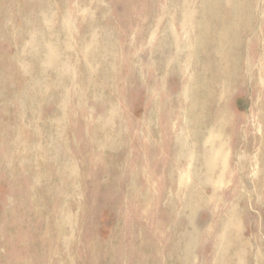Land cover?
<instances>
[{"label":"rangeland","instance_id":"374dc122","mask_svg":"<svg viewBox=\"0 0 264 264\" xmlns=\"http://www.w3.org/2000/svg\"><path fill=\"white\" fill-rule=\"evenodd\" d=\"M201 1L14 0L21 7L29 2L32 11L12 19L0 11V33L6 32L0 75L10 91L0 97V264H212L217 257L205 237L229 216L242 239L254 247L256 234L264 248V195L255 185L264 161V0H222L224 11L209 3L210 20H229L230 42L212 45L198 28ZM9 28H20L19 39L11 36L20 45L11 41ZM220 30L213 28L215 39ZM239 33L245 36L236 44ZM18 49V69L38 80L28 90L37 101L23 97L22 112L13 97ZM207 54L229 72L224 96L201 99L209 113L194 108L197 85L190 78ZM58 68L65 75L60 101L48 91L59 81ZM16 135L26 145L6 150L2 140L10 143ZM209 141L221 145L226 157L216 167L218 178L210 180L214 186L189 173L188 160ZM57 154L63 164L54 165ZM39 172L53 185L39 180ZM188 192L193 201L185 206ZM248 261L256 264V258Z\"/></svg>","mask_w":264,"mask_h":264},{"label":"bare ground","instance_id":"6f19581e","mask_svg":"<svg viewBox=\"0 0 264 264\" xmlns=\"http://www.w3.org/2000/svg\"><path fill=\"white\" fill-rule=\"evenodd\" d=\"M14 1V0H13ZM12 0H0V11H2L1 13H2V15L4 16V15H6V16H10V18L13 16V14L15 15H22V14H25L30 8H31V11H32V4H30L29 2H26L22 7L20 6V4H14V2H13ZM16 1V0H15ZM212 1H215L217 4L218 3H220L222 0H220V1H216V0H202L200 3V7H198V9H197V17L199 16L200 17V24H199V31H200V34H202V38L204 39V43H206V44H208V45H212V44H214V43H216V41L217 40H219V44H225V43H228L227 41H229L230 42V35L229 34H227V31H228V28H229V20L227 19V17H223V19H221V21H215V20H210L209 19V17H208V11H209V8H210V5H209V3H212ZM224 2H225V0H223ZM228 1V0H227ZM234 1V0H233ZM24 2V1H23ZM44 2V1H43ZM81 2V1H80ZM224 2H222V3H220V5H218V6H222V9L224 8V5H225V3ZM222 4V5H221ZM87 5V4H86ZM61 6V5H60ZM96 6V5H95ZM94 6V7H95ZM154 7V6H153ZM221 8V7H220ZM219 8V9H220ZM35 8H33V10H34ZM155 10H156V8H155ZM36 11H37V9H36ZM223 11H224V9H223ZM35 12V11H34ZM194 12V11H193ZM37 13V12H36ZM99 13V12H98ZM196 13V12H195ZM222 13V12H221ZM224 13V12H223ZM37 15V14H36ZM214 15V14H213ZM156 17V16H155ZM217 17V16H216ZM219 17V16H218ZM13 18V17H12ZM11 18V19H12ZM16 18V17H15ZM8 19V18H7ZM14 20H16V19H14ZM13 20V21H14ZM17 20H19V19H17ZM12 21V22H13ZM215 21V22H214ZM24 22V21H23ZM159 22V21H158ZM179 23V22H178ZM17 24H19V23H17ZM43 24V21H41V23H40V21L37 23V25H42ZM50 24V23H49ZM242 24V23H241ZM58 25V24H57ZM234 25L236 26L237 25V27L239 26V28H238V30H242V27H240L241 25H240V23L236 20L235 21V23H234ZM44 26H45V24H44ZM54 26H56V24L54 25ZM61 26V25H60ZM219 27V28H221V30H220V32H217L216 33V39L214 38L215 36H214V33H213V28L214 27ZM243 26V25H242ZM194 27V26H193ZM4 28V27H3ZM12 28V27H11ZM11 28H9V29H11ZM175 28V27H174ZM4 29H7V28H4ZM20 30V28H17L16 30H14V29H11V31H10V33L8 34V36L9 37H11L12 35H16V38H18L19 39V37L21 36V31H19ZM7 31H8V29H7ZM110 32H112L113 33V31H111V29H110ZM5 33V35H6V32H4ZM152 33V32H151ZM109 34V33H108ZM5 35H2L1 33H0V37L4 40V38H5ZM227 35V36H226ZM7 36V37H8ZM242 36L244 37L245 36V33L244 34H238L237 35V38H236V41H235V43L237 44V42H239L241 39H242ZM32 37V36H31ZM184 37V36H183ZM0 38V39H1ZM15 37L13 36V37H11V41L13 42V43H16V45H20V40H18V42L14 39ZM8 39V38H7ZM10 39V38H9ZM8 39V40H9ZM102 39V38H101ZM109 39V38H108ZM147 39V38H146ZM202 39V40H203ZM215 39V40H214ZM169 40V39H168ZM155 41V40H154ZM168 43V42H167ZM55 44L56 45H58L59 44V41H58V38H57V40H55ZM15 47V46H14ZM17 47V46H16ZM163 48V47H162ZM173 48V47H172ZM180 49V48H179ZM37 52L39 51V49L38 50H36ZM22 51L20 50V49H18L17 50V52H16V60H15V58H13L16 62H17V65L15 64V66H14V70L17 72V75H16V79H14V83L15 84H17L16 85V87H14L15 89H14V91H13V93H15V96H13V95H11V96H13V97H16V99H17V110L18 111H21L22 112V109L24 108V110H25V107H27V105H25L24 104V106L25 107H23V102H21V99L23 100V97H26L27 95H29L31 98H33L34 97V95L32 94H28V90L29 89H31L32 87H33V82L35 81V82H38V80H35L34 78H32V76H31V78H29V77H27V78H25V76H26V74L25 75H22L23 74V72L22 71H20L19 69H18V67H20V69H21V65L20 64H18V63H21V59H20V55L22 54L21 53ZM50 52V51H49ZM150 52V51H149ZM21 53V54H20ZM110 54V53H109ZM178 54V53H177ZM91 55V54H90ZM164 55V54H163ZM162 55V56H163ZM22 56V55H21ZM40 56V55H39ZM52 57H53V59H56V58H58L56 55H51ZM109 56V55H108ZM1 57H2V55H1ZM4 57H5V55H4ZM7 57V59H8V56H6ZM36 57V56H35ZM41 57V56H40ZM37 58V57H36ZM168 58H169V56H168ZM12 59V58H11ZM5 60H6V58H5ZM5 60H3V59H1L0 58V64H3L4 66L6 65V64H4V61ZM9 60V59H8ZM77 60V59H76ZM94 60V59H93ZM202 60H204V65L203 66H194L193 67V69H194V73L190 76V78H191V80H192V82H195V84L197 85V90L195 91V94H196V96L194 97L195 98V107L194 108H196V105H199L198 106V108H200V106H201V108H203L204 107V109H205V111L206 112H211L210 111V106L207 104L206 105V103L204 102H202V104H200L201 103V99L202 98H204L205 96H207L208 98H209V100H211V99H214V97H222V96H224L227 92H226V87H225V78L227 77V76H229V72H228V70L226 69V67L225 68H223L221 65H217V64H215L212 60V58H210V55L209 54H207V55H205L203 58H202ZM9 61H11V60H9ZM52 61V60H51ZM188 61V60H187ZM255 60H253V62H254ZM12 62V61H11ZM263 62V61H262ZM9 63V62H8ZM33 63H35V62H33ZM12 64V63H11ZM44 64V63H43ZM35 65V64H34ZM46 65V64H45ZM18 66V67H17ZM44 66V65H43ZM84 66V65H83ZM34 67V66H33ZM39 67V66H38ZM47 67V66H46ZM34 68H37V67H34ZM85 68V67H84ZM40 69V68H39ZM59 69V68H58ZM135 69H137V68H135ZM34 70V69H33ZM66 71V70H65ZM187 71V70H186ZM39 72V71H38ZM38 72H37V76H38ZM35 73V72H34ZM64 73H66V72H64ZM258 73V72H257ZM2 74V73H1ZM31 74V73H30ZM67 74V73H66ZM154 75V74H153ZM1 76V75H0ZM36 76V77H37ZM57 76H58V78H59V81L58 82H56L55 84H52V85H50L49 86V89H48V91L49 92H53V94H54V96H55V98H60V96L61 97H63V93H62V87H61V83H60V80L61 79H63L64 77H65V75L63 74V72H62V70L61 69H59V70H57ZM68 76V75H67ZM255 75H250V77L252 78V77H254ZM34 77V76H33ZM57 78V79H58ZM184 78V77H183ZM188 80H190V79H188ZM190 80V81H191ZM223 80H224V82H223ZM44 81V80H43ZM242 82H244V80L242 81ZM0 84H1V88H2V91L0 92V97H3V99H5V98H7L8 96H10V91H9V89H7V86H6V77H4L3 75L1 76V78H0ZM37 85L38 84H36V87H37ZM195 85V86H196ZM11 86H12V84H11ZM14 86V85H13ZM192 86H194V85H192ZM40 88H41V86H39ZM189 88V87H188ZM190 88H192V87H190ZM190 88H189V90H190ZM196 88H194V90L196 89ZM188 90V91H189ZM37 91V90H36ZM36 91H34L35 92V94H36ZM42 91H43V89H42ZM191 91V90H190ZM203 91H204V93H203ZM33 92V91H32ZM38 92V91H37ZM65 92V91H64ZM194 92V91H193ZM38 94V93H37ZM194 94V95H195ZM203 94H205V95H203ZM52 95V94H51ZM192 95V94H191ZM42 96V95H41ZM46 96V95H45ZM38 97V96H37ZM44 97V96H43ZM47 97V96H46ZM46 97L44 98L45 100H46ZM50 97V96H49ZM52 97V96H51ZM54 98V99H55ZM189 98V97H188ZM191 98V97H190ZM25 99V98H24ZM34 99V98H33ZM32 99V100H33ZM40 99V98H39ZM42 99V98H41ZM52 99V98H51ZM50 99V102L51 101H53V100H51ZM57 99H55L53 102H54V105H55V101L57 100ZM63 99V98H62ZM61 99V100H62ZM70 99V98H69ZM193 99V98H192ZM35 101H37V99H34ZM59 100V99H58ZM65 100V99H64ZM199 100H200V102H199ZM1 101V100H0ZM7 101V100H6ZM11 100L9 99L8 100V102L9 103H11L10 102ZM34 101V102H35ZM44 101V100H43ZM60 101V100H59ZM73 101V100H72ZM33 102V101H32ZM31 102V103H32ZM45 102V101H44ZM58 102V101H57ZM63 102H66V101H63ZM84 102V101H83ZM82 102V103H83ZM188 102H189V100H188ZM192 102V101H191ZM5 103V102H4ZM7 103V102H6ZM26 103V102H25ZM30 103V104H31ZM37 103H40V101H38ZM48 103H49V101H48ZM59 103V102H58ZM61 103V102H60ZM82 103H81V105H82ZM187 103V102H186ZM46 104H47V102H46ZM71 104H73V103H71ZM189 105H190V103H188ZM32 105H33V103H32ZM36 105H38V104H36ZM35 104H34V106H36ZM56 105H57V103H56ZM59 105H61V104H59ZM65 105V104H64ZM80 105V104H79ZM189 105L187 106V108L188 109H190L191 108V105H190V108H189ZM2 106H4V105H2ZM68 106H69V104H68ZM72 106V105H71ZM193 106H194V104H193ZM1 107V106H0ZM5 107V106H4ZM67 107V105H65V108ZM31 108H32V106H31ZM30 108V109H31ZM36 108V107H35ZM38 108V107H37ZM59 107H56L55 109H58ZM62 108V107H61ZM60 108V110H59V112H57V113H60V112H64V107L61 109ZM81 108V107H80ZM84 108V107H83ZM184 109V114L185 115H189L190 114V111L188 110V109ZM29 109V110H30ZM68 109V108H67ZM32 110V109H31ZM30 110V111H31ZM36 110V109H35ZM61 110H63V111H61ZM194 110V109H193ZM27 111H28V109H27ZM33 111V110H32ZM31 111V112H32ZM57 111V110H56ZM110 111V110H109ZM218 110H216V112H217ZM34 112V111H33ZM68 112V111H67ZM221 111H219V113H220ZM24 113H25V111H24ZM37 113H38V111H37ZM53 113H55V112H53ZM19 114H20V112H19ZM18 114V115H19ZM35 114H36V111H35ZM68 114V113H67ZM21 115V114H20ZM24 116H25V114H23ZM31 115V114H30ZM38 115V114H37ZM41 115V114H40ZM40 115H38V116H40ZM56 115V114H55ZM58 115V114H57ZM64 115V114H63ZM88 115V114H87ZM37 116V117H38ZM19 117V116H18ZM26 117V116H25ZM36 117V118H37ZM53 117V116H52ZM61 117V116H60ZM60 117H58V118H60ZM67 117V116H66ZM28 118H30V117H28ZM28 118H26V119H28ZM54 118V117H53ZM55 118H57V117H55ZM57 118V119H58ZM65 118V117H64ZM50 119V118H49ZM48 119V120H49ZM57 119H55L56 121H57ZM23 120V119H22ZM33 120V119H32ZM38 120H39V118H38ZM64 122L65 121H67V119L66 120H64V119H62ZM61 120V121H62ZM36 121H37V119H36ZM46 121V120H45ZM55 121V122H56ZM23 122H24V120H23ZM22 122V123H23ZM31 122V121H30ZM43 122V121H42ZM21 123V122H20ZM57 123H58V121H57ZM60 123H62V122H60ZM59 123V124H60ZM67 123V122H66ZM46 124V123H45ZM49 124V123H48ZM68 124V123H67ZM23 125V124H22ZM36 125V124H35ZM34 125V126H35ZM42 125H44V123L43 124H41L40 126H42ZM50 125H52L53 126V124H50ZM64 125V124H63ZM33 126V127H34ZM45 126V125H44ZM51 126V127H52ZM60 126V125H59ZM58 126V127H59ZM64 126H66V124L64 125ZM64 126H62L61 125V127L63 128ZM26 127H28V125L26 126ZM38 126H36L35 128H37ZM47 127V126H46ZM57 127V128H58ZM85 127H87V126H85ZM29 128V127H28ZM35 128H33V129H35ZM55 129H57L56 127H54ZM46 129V128H45ZM50 129V128H49ZM60 129V128H59ZM35 131V130H34ZM52 131H54L53 130V127H52ZM87 131V130H86ZM17 132V131H16ZM45 132H46V130H45ZM51 132V131H50ZM66 132H69V134H70V131H66ZM11 135H12V133L11 132H9ZM47 133V132H46ZM55 133H56V131H55ZM57 133H59L60 134V132H57ZM56 133V134H57ZM86 133V132H85ZM44 134V133H43ZM48 134H50V133H48ZM52 134H54V133H52L51 132V135ZM208 134H209V132H208ZM215 134L216 135H218L217 134V132H215L214 133V138H215ZM2 135V134H1ZM18 135V134H17ZM17 135L15 136V138L17 137ZM66 135H67V133H66ZM209 135H211V134H209ZM20 136V135H19ZM18 136V137H19ZM38 136V135H37ZM46 136V135H45ZM53 136V135H52ZM52 136H49L50 138H52ZM60 136V135H59ZM86 136V135H85ZM47 137H48V135H47ZM47 137H46V139H47ZM54 137V136H53ZM66 137H68V136H66ZM218 137V136H217ZM14 138V139H15ZM39 138V137H38ZM110 138H112V137H110ZM211 138V137H210ZM57 139V138H56ZM60 139V138H59ZM67 140H68V138H66ZM73 139V138H72ZM109 139V138H108ZM112 139H114V137L112 138ZM111 139V140H112ZM213 139V138H212ZM16 140H18L17 138L15 139V140H12L10 143H8L7 142V140H2L3 142H4V147H5V149L6 150H10L11 148H13L15 145H19V146H22V147H24L25 145H26V143H24L23 144V142H22V140H18V141H16ZM55 140V139H54ZM58 140V139H57ZM110 140V139H109ZM206 140V139H205ZM53 141V140H52ZM73 141V140H72ZM116 141V140H115ZM41 142V141H40ZM40 142H38V143H40ZM48 142H49V140H48ZM68 141H66V143H67ZM95 142V141H94ZM110 142H112V141H110ZM206 142V141H205ZM210 142V141H209ZM208 142V144L207 145H204V146H202L201 147V154H199L196 158H190L188 161H189V165H190V163H191V167H190V174H191V177L192 178H195V180H202V183H207V184H209L210 183V185L212 184L211 182H210V180L212 179V178H216L217 176V174L219 173L218 171H217V169H216V167H217V165L220 163V162H222V163H225L226 162V157L225 156H223V148L221 147V145H218V143H215V142H210L209 143ZM236 142V141H235ZM38 143H37V145L36 146H38ZM52 143V142H51ZM53 143H55L54 141H53ZM23 144V145H22ZM47 144V142L45 141V144H43V145H46ZM50 144V143H49ZM109 144V143H108ZM111 144H113V143H111ZM116 144H117V141H116ZM206 144V143H205ZM223 144V143H222ZM35 145V144H34ZM53 145V144H52ZM122 145V144H121ZM56 145H54V147H55ZM108 146V145H107ZM110 146H112L113 147V145H109V147ZM114 146H115V143H114ZM117 146H118V144H117ZM224 146V145H223ZM234 146V145H233ZM39 147V146H38ZM37 147V148H38ZM45 147V146H44ZM44 147H42V148H44ZM47 147V146H46ZM53 147V146H52ZM68 147V146H67ZM27 148V147H26ZM59 148H60V144H59ZM108 148V147H107ZM27 149H29V147L27 148ZM33 149H34V146H33ZM39 149H41V148H39ZM51 150V148L50 147H48V150ZM53 149V148H52ZM69 149V148H68ZM112 149V148H111ZM31 150V149H30ZM42 150V149H41ZM45 150H46V148H45ZM56 150H58V148L56 149L55 148V151ZM61 150V148L59 149V152H61L60 151ZM33 151V150H32ZM31 151V152H32ZM66 151V150H65ZM112 151V150H111ZM21 152V151H20ZM30 152V153H31ZM44 152H47V151H44ZM57 152V151H56ZM58 152V153H59ZM227 152V151H226ZM11 154V153H10ZM60 154V153H59ZM225 154V153H224ZM228 153H226V155H227ZM3 155H5V154H3ZM49 155H50V152H49ZM48 155V153H47V157L49 156ZM52 155V154H51ZM50 155V156H51ZM191 155V154H190ZM29 157H31V156H29ZM40 157H41V154H40ZM64 157V156H63ZM69 158H70V156H68ZM240 157H242V156H240ZM3 158V157H2ZM45 158V157H44ZM49 158V157H48ZM51 158V157H50ZM53 158V157H52ZM51 158V159H52ZM66 158V161H67V157H65ZM245 158H246V156H245ZM22 159V158H21ZM24 159V158H23ZM32 159V158H31ZM33 159H34V157H33ZM41 159V158H40ZM39 159V160H40ZM54 161H53V163H54V165L55 164H63L62 163V161L61 162H59V159H61V158H59V155L57 154V155H54ZM243 157H242V161H243ZM262 159L264 160V157H262ZM4 160H6V159H4ZM29 160V159H28ZM35 160V159H34ZM62 160V159H61ZM65 160V159H64ZM75 160V159H74ZM245 160V159H244ZM2 161V160H1ZM32 162V161H31ZM49 162V161H48ZM69 161H67V163H68ZM28 163H30V162H28ZM65 163V162H64ZM70 163V162H69ZM241 163H243V164H241V166L242 167H240L239 169L241 170V172H243V168H244V166H245V163H244V161L243 162H241ZM9 164V163H8ZM19 164V163H18ZM72 164V163H71ZM74 164H75V162H74ZM188 163H186V165H187ZM6 165V164H5ZM65 165V164H64ZM63 165V166H64ZM224 165V164H223ZM3 166V161L0 163V168ZM7 166V165H6ZM62 166V167H63ZM67 166H69V169H70V164L69 165H66V167L65 168H68ZM40 167H41V165L39 166V169H40ZM48 167H49V165H48ZM71 167H73V169H74V167L75 166H73V164L71 165ZM59 168V167H58ZM64 168V169H65ZM186 168V167H185ZM222 168H224V166H222L221 167V169ZM259 168H260V170H259V172H261L262 173V175L263 176H259V178H260V182H261V185L263 184L264 185V161L263 162H261V165L259 166ZM10 170H11V168H10ZM71 170H72V168H71ZM185 170V169H184ZM186 170H187V168H186ZM57 171V170H56ZM67 171H69V170H67ZM47 172V171H46ZM71 172H73V171H71ZM56 173V172H55ZM70 173V172H69ZM47 174L48 175H51V172L50 171H48L47 172ZM37 176V175H36ZM72 176V175H71ZM38 178H39V180L40 179H47V176L46 177H44L40 172L38 173V176H37ZM36 177V178H37ZM34 178V177H33ZM37 178V179H38ZM51 178V177H50ZM50 178L49 179H47L48 180V183H47V187H48V185L50 186V185H53L52 183H50L49 182V180H50ZM186 178V177H185ZM218 178V177H217ZM184 179V178H183ZM33 180H35V178L33 179ZM32 180V181H33ZM39 180H37V182L39 181ZM214 180V179H213ZM36 181V180H35ZM215 182V181H214ZM213 182V183H214ZM260 182L256 179V188L258 189V195L261 193L262 195H264V189H263V187L262 186H260ZM182 183V182H181ZM197 183V182H196ZM34 184H35V182H34ZM38 184H40V183H38ZM37 184V185H38ZM216 184H217V182H216ZM215 184V185H216ZM73 185V184H72ZM79 185V184H78ZM195 185V184H194ZM209 185V186H210ZM213 185V184H212ZM177 186V185H176ZM214 186V185H213ZM56 187H59V184L58 185H56V186H54V187H51L50 189H55ZM212 187V186H211ZM221 187V186H220ZM223 187V186H222ZM74 188V187H73ZM178 188V187H177ZM186 189V188H185ZM213 189V188H212ZM215 189V188H214ZM218 190V189H217ZM212 193H213V195L215 194V190H213L212 191ZM79 196V195H78ZM172 196V195H171ZM176 196V195H175ZM181 196V195H180ZM243 196V195H242ZM192 196L190 195V193L188 192V196H187V193H186V198H185V203H183L182 202V204L184 205L185 204V206H188L189 204H191L192 203V201H193V199L191 198ZM240 197V196H239ZM181 198V197H180ZM78 199V198H77ZM246 199V198H245ZM204 199H202V201H203ZM242 200V198L241 199H239V200H234V203H236L237 204V202L239 201H241ZM244 201V200H243ZM20 202V201H19ZM180 204V203H179ZM236 204H234V205H236ZM171 206V205H170ZM243 207V206H242ZM182 208V207H181ZM184 208V207H183ZM80 209V208H79ZM175 209V208H174ZM178 210V209H177ZM248 211V210H247ZM246 212V211H245ZM28 213V212H27ZM70 213V212H69ZM75 213V212H74ZM176 213V212H175ZM182 213V212H181ZM67 214V213H66ZM69 215H71V214H69ZM67 216V215H66ZM238 216V215H237ZM234 217V216H233ZM66 218V217H65ZM71 218V217H70ZM45 219V218H44ZM239 218H237V220H238ZM70 220V219H69ZM76 222V221H75ZM237 221L236 220H233L232 219V217L231 216H229V217H227V218H223L222 220H220V222H219V225H218V228H216L215 229V232L214 233H212V234H210L209 236H207V237H205L206 239H205V241L207 242V244H208V246H209V249H210V251H211V254H215V256L217 257V260L215 261V262H213L212 264H246V261H252V259H254V258H256V261H254V263L256 262V264H264L263 263V261H264V253H263V251H264V248H263V246L261 245V243H260V238L258 237V235H254V237H253V245H254V247L251 245V243L250 242H246L247 240L245 239V238H241V236H240V231L242 230L241 229V227H240V231H239V229H238V227H237V225L235 224ZM70 223V222H69ZM248 223V222H247ZM67 225H68V223H67ZM245 226V225H244ZM65 229V228H64ZM68 229H69V225H68ZM73 230V229H72ZM67 233V232H66ZM187 233V232H186ZM69 234V233H68ZM188 235V234H187ZM52 236V235H51ZM68 236H70V235H68ZM176 235H174V237H175ZM66 237V236H65ZM64 237V238H65ZM177 237H178V239L180 240V237H181V235H180V233H179V235H177ZM64 238L62 239V242H63V240H64ZM67 238V237H66ZM68 238H71V236L70 237H68ZM67 238V239H68ZM73 238V237H72ZM204 238V237H203ZM183 239H187L186 238V236H184L183 237ZM190 239H191V237H190ZM190 239H189V237H188V240H189V242H190ZM193 239H194V236H193ZM246 241H245V240ZM68 241V240H67ZM57 242V241H56ZM65 242V244H66V241H64ZM63 242V243H64ZM186 242V241H185ZM184 242V240H183V243H185ZM192 243V242H191ZM187 244V243H186ZM190 245V244H189ZM66 246V245H65ZM181 246H182V244H181ZM184 246V245H183ZM191 246V245H190ZM185 247H186V245H185ZM190 249V248H189ZM44 251V250H43ZM173 252V251H172ZM179 252V251H178ZM184 254H185V256L186 257H188L189 255H188V250L185 248L184 249ZM179 253H181V252H179ZM57 254V253H56ZM67 254V253H66ZM184 254H183V256H184ZM56 256V255H55ZM68 256V255H67ZM66 256V257H67ZM214 257V256H213ZM69 259H71L72 260V258H69ZM179 259H180V257H179ZM183 259V258H182ZM187 259V258H186ZM188 259H190L189 257H188ZM71 260H69V261H71ZM51 261H53V260H51ZM163 261V260H162ZM185 261H187V260H185ZM185 261H184V263L183 264H185ZM248 261V262H249ZM65 262V261H64ZM168 262V261H167ZM253 262V261H252ZM188 263H189V261H188ZM192 263V262H191ZM191 263H189V264H191ZM201 263V262H200ZM251 263V262H250ZM68 264V263H67ZM71 264V263H70ZM187 264V263H186ZM202 264V263H201Z\"/></svg>","mask_w":264,"mask_h":264}]
</instances>
